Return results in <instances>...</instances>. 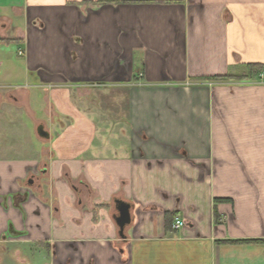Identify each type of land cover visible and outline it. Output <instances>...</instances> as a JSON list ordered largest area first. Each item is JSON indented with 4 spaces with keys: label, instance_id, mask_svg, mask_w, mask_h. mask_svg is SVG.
Wrapping results in <instances>:
<instances>
[{
    "label": "crops",
    "instance_id": "crops-1",
    "mask_svg": "<svg viewBox=\"0 0 264 264\" xmlns=\"http://www.w3.org/2000/svg\"><path fill=\"white\" fill-rule=\"evenodd\" d=\"M0 264H264V0H0Z\"/></svg>",
    "mask_w": 264,
    "mask_h": 264
},
{
    "label": "water",
    "instance_id": "water-1",
    "mask_svg": "<svg viewBox=\"0 0 264 264\" xmlns=\"http://www.w3.org/2000/svg\"><path fill=\"white\" fill-rule=\"evenodd\" d=\"M38 134L41 137H47V134L43 132L41 129L38 130ZM115 209L117 211V215L114 217L115 223L119 229V235L121 238H124L123 231L124 228L130 224L131 222V217H130V204L120 201V200H115Z\"/></svg>",
    "mask_w": 264,
    "mask_h": 264
},
{
    "label": "built area",
    "instance_id": "built-area-1",
    "mask_svg": "<svg viewBox=\"0 0 264 264\" xmlns=\"http://www.w3.org/2000/svg\"><path fill=\"white\" fill-rule=\"evenodd\" d=\"M19 55H22V52L19 51L18 52ZM184 226V222L183 220L180 218V217H175L173 222H172V225H171V228L174 230V231H177V230H180L182 229Z\"/></svg>",
    "mask_w": 264,
    "mask_h": 264
},
{
    "label": "trees",
    "instance_id": "trees-1",
    "mask_svg": "<svg viewBox=\"0 0 264 264\" xmlns=\"http://www.w3.org/2000/svg\"><path fill=\"white\" fill-rule=\"evenodd\" d=\"M250 68L252 70H258V69H260V66L252 65ZM230 77H232V76L227 75V76H224V77H214L213 79H221V78L226 79V78H230ZM236 242H256V240H238Z\"/></svg>",
    "mask_w": 264,
    "mask_h": 264
},
{
    "label": "rangeland",
    "instance_id": "rangeland-1",
    "mask_svg": "<svg viewBox=\"0 0 264 264\" xmlns=\"http://www.w3.org/2000/svg\"><path fill=\"white\" fill-rule=\"evenodd\" d=\"M16 49H17L16 46H13V47H12V52H13V54H15Z\"/></svg>",
    "mask_w": 264,
    "mask_h": 264
}]
</instances>
